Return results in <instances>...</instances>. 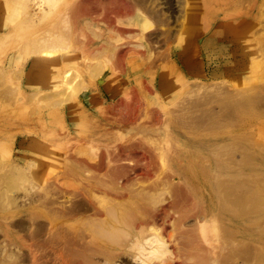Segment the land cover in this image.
<instances>
[{"label": "rangeland", "instance_id": "obj_1", "mask_svg": "<svg viewBox=\"0 0 264 264\" xmlns=\"http://www.w3.org/2000/svg\"><path fill=\"white\" fill-rule=\"evenodd\" d=\"M79 1L0 0V246L26 242L6 223L30 210L85 202L101 214L140 192L135 223L160 229L167 247L148 262L264 264V221L243 201L257 188L264 198V0H183L167 14L178 26L166 42L165 28L154 33L134 13L72 16ZM237 104L250 107L235 113ZM235 163L254 182L249 191L231 182L227 196L220 183L236 180ZM186 167L197 175L178 179ZM39 196L52 204L30 205ZM241 199L245 207H230ZM81 211L37 221L83 239L95 220ZM134 259L104 264H141Z\"/></svg>", "mask_w": 264, "mask_h": 264}, {"label": "bare ground", "instance_id": "obj_2", "mask_svg": "<svg viewBox=\"0 0 264 264\" xmlns=\"http://www.w3.org/2000/svg\"><path fill=\"white\" fill-rule=\"evenodd\" d=\"M83 1L82 2L79 1L80 4H78V6L77 4H75V6L78 8H76L77 10H73L74 12L75 11L80 12L79 14H82V15H85L87 13L86 15L88 16V14L91 12L93 13V12L102 10L105 13V19L107 20L109 18L106 17V14H112V13L115 15L120 14V13H123V14L134 13L135 15L141 18H149V20L151 19L156 25L155 32L154 31L152 32L157 33L158 29L165 28V32L163 33L162 38H161L165 42L172 37L174 32L177 30V26H178L177 25L178 15L176 14V15L169 17L167 15L168 12L169 11L172 12L173 8H175L177 11H181L183 9V0H160L162 1L161 4L158 3L159 0H83ZM75 14L76 12L72 16H76ZM68 16H65L66 18L65 19L63 18L64 20L62 19L64 21V22L62 21V23H64L63 24L64 27L66 26L63 29H67L68 28L67 26L68 25L70 26L69 24L70 21L73 20L72 16L71 17L69 16L71 19ZM67 20H68V23H65L67 22ZM65 31H68V29ZM91 32H93L94 35H97L94 37L96 38L100 37L98 36L100 34L94 33L95 32L94 30ZM155 36L157 38V34ZM149 37H150V34H149ZM145 44H148V43H145ZM106 47L108 48L109 51H113L110 45L106 44ZM144 47L148 48L147 50H150V51L152 50L150 44L144 45ZM249 107H250L249 104H237L233 107V112L237 113ZM222 110H225V108L223 107ZM202 112H205L203 116L210 115V111L208 112L204 110ZM224 113H226V111H224ZM224 113H221V114L224 115ZM228 115L229 114L227 113V116ZM244 164L245 163H237V164L235 163L234 166L236 168V171L232 174L234 175L233 179H236V180L230 181L229 179V180H226L220 183L222 190L227 196H230L232 193L233 183L231 182L243 183V185L236 184L237 187H240L242 185L241 190L243 191H249L252 189L251 184L254 181L247 180L249 182L247 181L244 182L245 178L248 175L245 169L238 168L240 166H243ZM234 166H231V167H234ZM177 173H179L178 176L180 178L176 176V174L175 176L181 180H185L189 178V176L195 177L197 175L196 173H194L192 169L188 167H186L183 170L182 174H180V172H177ZM3 180L6 182V179H3ZM100 185H101V182H100ZM102 186H105V185L103 184ZM8 197H10V199L5 198L6 201L8 200V202L11 205L13 204L15 206L18 205V197L17 198H15L16 196L14 197L8 196ZM121 197H123V195ZM49 198L50 197H47V196L45 197L39 196L37 199L35 197L33 198L31 197L29 199V202H30V205L39 203L40 206H44L46 208L48 204H52V199L46 202V200H48ZM143 198H144V195L140 192L133 194V195L126 194V197L121 198L122 200H120L118 204L106 207L107 209H105L103 213L101 214L99 213L100 211L96 212L98 214L87 212L88 209L85 208L86 206L85 202H83V204L80 202H78L77 204L75 202L76 204H72V206L67 210L68 213L64 212V210L63 211L60 210L59 212L57 211L58 209L56 210V212L45 211L43 209L32 210V211L30 210L28 212L29 216H27L28 218L27 220L24 221L23 218H26V217H22V219L20 220L8 221L6 223V226H8L10 229L15 230L16 232L21 234V238H19V240L22 239L23 241H26L28 243L23 242L21 247H16L15 244L10 245V246H5L7 244L6 242L4 246L2 247L0 246V264H104L106 260H111V261H115L117 259L119 260L122 258V255H128L133 260H135L134 258H137L136 260L138 261L141 260L139 261L141 264H148V263L150 264L151 262L147 261V258H146L148 257L147 255L154 254V253L156 254L158 252L163 253L164 248H167V247L163 246L165 242H163L164 241V238H162L163 235L159 234L160 229L157 232L155 231L156 228L155 230L154 228H152L155 232L153 231L152 233H150L152 229L151 228L149 229L148 225L147 227L146 225H144V223L150 224V223H147V220L145 222L139 221L143 225L141 224L137 225L135 223L137 221V218L142 214V210L145 205L144 203L138 204L139 201L137 200L143 199ZM14 199H17V200H14ZM243 201L251 203V205H247V206L252 208V215L254 217L257 214L255 218L256 222L264 221V216L260 215L264 213V206H263L264 198H263L262 189H259V188L255 189V197L252 200L249 201V198H243ZM3 202H5V200ZM241 204H242V199L239 200L238 202L231 203L230 207L237 209V207L240 208V207L246 206V205L240 206ZM172 205L176 206V204H172ZM89 206L91 205L88 204V208ZM116 208L117 210H115ZM82 209L84 212L81 211L82 213L79 215H83V220L87 217H94V220H95L94 224H90L88 231L83 230V234H82L83 239H81L78 234L73 233L75 231L73 230H72L73 232L69 231L70 228H60V229L58 228V230L54 229L53 231L51 228V230L49 231L51 227V226L49 228L47 227L49 223L37 221V219L39 217L41 218L42 216L44 218H47L49 222H52V221L55 222L57 219L59 218L62 219L63 216L69 213H73L72 215H74V213L77 214ZM91 209H96V208L92 207ZM169 211H170V208H169ZM166 213L168 212L162 213L164 218L167 215ZM209 213L210 212L207 210L204 211L202 217L205 218ZM162 214L158 215L159 219L163 218V217L160 218ZM72 215H70V218ZM100 215H105V218H103ZM200 215L201 213L198 212L197 217H196L198 218V220H200L199 219ZM67 216L69 217V215ZM75 216H73V218ZM168 216H169V213H168ZM98 217H101V218H98ZM166 218L168 219L169 217H166ZM167 219H164V220L166 221ZM154 221H153V224L149 226L153 227L154 223L155 224L158 223V221L156 220ZM161 222H163V220H161ZM175 223H178V221H175ZM154 227L156 226L154 225ZM177 233L176 234L178 236L180 235L181 232L180 233L177 232ZM187 233L189 236H191L190 231H188ZM95 236L99 237V239H95L94 238ZM88 237L91 238V241H88V242L85 241L86 243H81L82 240H85V238H88ZM67 238L70 241H78L79 244H74L72 247H69V245L66 244ZM125 242L127 244L123 245L122 243H125ZM154 243H156L157 245H155ZM127 245L130 246V249L135 250L136 255L134 254L131 255L127 252H124L125 247ZM11 246L13 247L15 246V247L12 249ZM119 247L123 248V251L120 250L119 252ZM241 255H242V252H241ZM125 264H131V263L129 261H126Z\"/></svg>", "mask_w": 264, "mask_h": 264}, {"label": "crops", "instance_id": "obj_3", "mask_svg": "<svg viewBox=\"0 0 264 264\" xmlns=\"http://www.w3.org/2000/svg\"><path fill=\"white\" fill-rule=\"evenodd\" d=\"M129 19H132V18H129Z\"/></svg>", "mask_w": 264, "mask_h": 264}]
</instances>
